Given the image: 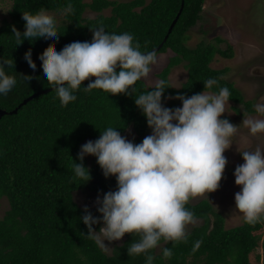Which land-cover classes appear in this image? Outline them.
Returning a JSON list of instances; mask_svg holds the SVG:
<instances>
[{"label":"trees","instance_id":"1","mask_svg":"<svg viewBox=\"0 0 264 264\" xmlns=\"http://www.w3.org/2000/svg\"><path fill=\"white\" fill-rule=\"evenodd\" d=\"M204 1L184 0L177 21L157 52L171 50L174 53L159 73V78L167 80L172 87L164 93V97H173L166 99L168 106H182L181 101L174 98L179 94L190 97L202 91L218 92L220 87L227 86L231 93L229 101L243 106L249 113L255 112L253 102L245 100L242 92L224 78L226 69L210 66L216 54L226 57L230 53L214 43L186 45L189 30L201 18ZM69 3L71 11H66ZM180 4L181 0H12L8 16L0 24V58L14 60V68H6V73L16 79V86L6 95H0V110H5L0 116V198L8 201V209L0 217V264H145V254L129 256L127 253L128 244L138 236L125 234L111 254L86 236L87 226L79 219L84 207L94 216L101 214L96 211L97 204L79 206L74 192L92 193L102 199L104 193L116 190V179L103 175L94 156L90 162L86 157L83 161L92 177L85 184L72 179L71 166L72 159L80 163L77 154L83 142L95 141L107 126L121 128L118 131L123 136L131 128L136 136L127 139L142 142L151 134L146 118L131 95H111L101 89L85 91L89 80L75 91V101L62 106L51 89L53 86L40 79L42 69L38 61L50 48L59 52L71 42H91L92 28L98 25H103L109 33L133 34L140 50L148 52L162 42ZM107 8L110 14H102ZM87 10L97 15L83 16ZM26 11L34 18L42 11L63 12L60 21L48 16L61 34L58 41L49 45L37 42L16 46L12 26L21 32L25 30L22 13ZM215 41L223 40L216 37ZM227 46L231 51V45ZM29 54L35 77L23 64ZM180 63L184 64L188 76L177 89L170 84L168 73ZM209 78L217 79L218 85L204 88ZM25 79L32 81L30 87L24 84ZM150 87L143 80L137 82L141 91ZM39 91L44 92L19 106ZM233 107L239 112L235 105ZM15 108L16 112H11ZM186 207L202 223L188 231L187 241L165 243L162 240L158 250H151L154 264H252L250 253L260 242L264 249V233L260 234L264 221L252 225L243 220V224L226 228L224 216L208 199L189 201ZM102 226L93 225V229L98 231ZM197 241H200L199 247H195ZM163 248L172 250L171 258H163Z\"/></svg>","mask_w":264,"mask_h":264},{"label":"clouds","instance_id":"2","mask_svg":"<svg viewBox=\"0 0 264 264\" xmlns=\"http://www.w3.org/2000/svg\"><path fill=\"white\" fill-rule=\"evenodd\" d=\"M66 11H71L70 3ZM22 19L23 32L12 26L16 46L58 41L61 34L46 12L34 18L26 11ZM92 32L91 42H71L59 52L50 48L38 61L42 69L40 79L53 86L51 89L62 106L76 100L74 93L85 80H89L85 91L101 89L111 95L134 97L151 134L134 143L121 135V128L107 126L98 139L81 146L77 154L80 163L72 159V179L82 181L80 185L90 181V169L83 161L87 155L96 157L103 175L115 177L116 190L104 193L102 199L97 196L99 217L84 207L79 219L87 226L86 236L103 251L110 248L105 241H119L125 234L138 236L128 244V255L145 254V264H154L151 250L160 246L162 240L187 241V225L196 223L194 213L186 207L190 199L220 187L228 163L224 152L233 144L232 138L239 128L221 118L231 93L224 86L218 92L202 91L190 97L179 94L174 98L181 101V107H165L163 101L173 98L164 97L166 89L172 88L167 80L158 79L147 90L137 88V82L146 80L153 72L159 61L157 52H142L129 32L109 33L103 25L92 28ZM31 60L29 54L23 64L35 77ZM6 68H14V60L0 58V95L16 86L15 77L7 74ZM31 83L24 80L28 87ZM214 85H218L215 78L204 82V88ZM253 107L264 116V96ZM242 123L252 135L264 133V118L250 116ZM240 154L244 163L236 166L233 173L235 185L240 186L234 195L235 207L246 223L254 225L264 221V149L256 147ZM97 224L103 226L95 231L93 225ZM199 244L197 241L195 247ZM162 256L171 258L172 250L163 248Z\"/></svg>","mask_w":264,"mask_h":264},{"label":"rangeland","instance_id":"3","mask_svg":"<svg viewBox=\"0 0 264 264\" xmlns=\"http://www.w3.org/2000/svg\"><path fill=\"white\" fill-rule=\"evenodd\" d=\"M90 2L91 0H83ZM125 2L129 0H116ZM149 1V0H146ZM12 0H0V24L8 16ZM48 16L55 17L58 21L63 18V12H46ZM102 14H110V9H104ZM97 14L92 11L84 12L83 16L95 17ZM189 39L186 43L188 47H195L199 43H214L229 56L223 57L216 54L210 66L216 69H226L224 78L232 82L243 94L245 100H250L253 105L260 96H264V0H205L201 18L196 22L189 32ZM216 37L223 41L217 43ZM227 45H231L229 50ZM158 63L153 66V72L146 80L147 86H152L159 78V73L167 65L170 57L174 55L171 50L157 54ZM187 69L183 63L171 67L168 73L170 84L179 89L187 79ZM168 100L164 106L168 107ZM239 109L237 112L234 106ZM264 118L256 112L249 113L243 106L229 101L226 105V112L221 118H228L229 121L239 126L237 133L232 138L233 144L224 152L228 163L226 164L220 187L212 193H205L191 198V203H196L202 199H208L214 209L224 216L225 227L230 228L243 223V215L235 207L234 195L240 191V186L235 185L233 175L236 166L243 164L240 152L254 150L256 147L264 149V133L252 135L249 129L242 123L248 117ZM134 131L130 128L125 133L126 138L135 137ZM91 141L87 139L83 142ZM82 144V145H83ZM240 151V152H239ZM90 162L91 155L85 156ZM74 200L81 207L96 205L97 197L92 193L74 192ZM8 209V201L5 197L0 198V217ZM241 221V222H240ZM202 223L201 219H196L195 224L187 225V232L194 226ZM264 233V228L260 234ZM119 241H105L110 247L107 254H111L114 245ZM250 253L249 258L252 264H264V249L260 245ZM159 247H157V250Z\"/></svg>","mask_w":264,"mask_h":264},{"label":"water","instance_id":"4","mask_svg":"<svg viewBox=\"0 0 264 264\" xmlns=\"http://www.w3.org/2000/svg\"><path fill=\"white\" fill-rule=\"evenodd\" d=\"M183 6H184V0H181V4H180L179 11L177 12V14H176L174 20L172 21V23L170 24V27H169V29H168V31H167V34H166L165 37L163 38L162 42H161L158 46H156L155 48L151 49L150 51H153V50H155L156 52L159 51V49H160L161 46L163 45L164 41H166V39H167L169 33L171 32V30H172V28H173L175 22L177 21L179 15H180V13H181V11H182V9H183ZM148 52H149V51H148ZM90 79L94 80L95 78H94V77H91ZM47 90H49V89H47ZM44 91H46V90H44ZM44 91H39L38 93H35V94L31 95L30 97L24 99V100L19 104V106L22 105V104H24L25 102H27L29 99H31L32 97H34L36 94H39V93L44 92ZM16 110H17V108L13 109L11 112H16ZM4 113H5V110H0V116H1L2 114H4Z\"/></svg>","mask_w":264,"mask_h":264},{"label":"bare ground","instance_id":"5","mask_svg":"<svg viewBox=\"0 0 264 264\" xmlns=\"http://www.w3.org/2000/svg\"><path fill=\"white\" fill-rule=\"evenodd\" d=\"M241 222V221H240ZM243 224V223H242Z\"/></svg>","mask_w":264,"mask_h":264}]
</instances>
